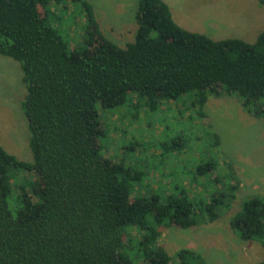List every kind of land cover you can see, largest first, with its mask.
I'll use <instances>...</instances> for the list:
<instances>
[{
  "label": "trees",
  "instance_id": "obj_1",
  "mask_svg": "<svg viewBox=\"0 0 264 264\" xmlns=\"http://www.w3.org/2000/svg\"><path fill=\"white\" fill-rule=\"evenodd\" d=\"M53 4L84 15L83 46L54 25ZM136 20L134 40L119 46L86 0H0V54L22 70L33 154L23 161L0 145V264H207L186 247L173 259L159 238L167 227L216 220L237 197L232 172L213 173L219 164L210 159L188 189L153 188L145 181L157 165L106 155L113 136L101 114L126 109L139 121L141 110L150 118L165 101L182 100L195 111L190 120L203 119L210 96L235 94L264 119V30L253 43L216 40L181 27L164 0H139ZM156 144L165 159L176 148ZM230 225L264 247V197L245 200Z\"/></svg>",
  "mask_w": 264,
  "mask_h": 264
},
{
  "label": "rangeland",
  "instance_id": "obj_2",
  "mask_svg": "<svg viewBox=\"0 0 264 264\" xmlns=\"http://www.w3.org/2000/svg\"><path fill=\"white\" fill-rule=\"evenodd\" d=\"M86 1L92 5L96 21L108 39L119 46L134 40L139 0ZM164 1L181 27L216 40L241 37L244 28L254 22L251 9L258 2ZM51 7L55 16L54 25L66 38L71 39V46L75 47L76 43L77 47L83 46L84 15L74 12L70 5L53 4ZM239 25L243 26V30ZM258 26L257 33L264 30V24L256 23L254 33ZM246 35L245 39L243 36L241 39L250 43L256 41L255 34ZM25 95L19 62L0 54V145L19 159L32 161L30 132L21 106ZM182 102L165 101L150 118L141 110L139 121L133 120L134 117L126 109L116 114L102 112V118L108 122L114 138L108 140L106 155L115 161L124 157L128 164H140V168L157 165L153 170H148L145 184L149 183L153 188L163 185L170 191L176 189L174 183L173 186L170 182H179L180 187L188 189L196 167L210 159L216 160L219 165L213 173L232 172L230 180L234 176L239 183L235 201L229 207L222 208L214 221L199 222L189 228L173 226L162 229L159 243L175 260L178 250L186 247L201 253L207 264H258L264 260V247L256 240H242L232 229L230 220L245 200L254 195L264 197V119L247 111L235 94L210 96L204 106L206 116L203 119L190 120L189 116H195V111H185ZM213 134L218 136L219 145H215ZM131 142L136 143V150L130 148ZM156 142L168 145L173 142L176 148L166 152L169 155L167 159L156 157L161 153ZM125 149L129 151L124 152ZM134 152L143 159L141 163L135 160ZM125 153H128V157H125ZM229 164L233 171L226 170ZM211 173L208 172L207 179L211 178ZM27 175L34 178L33 174ZM9 207L12 210L16 208L12 199L9 200Z\"/></svg>",
  "mask_w": 264,
  "mask_h": 264
},
{
  "label": "crops",
  "instance_id": "obj_3",
  "mask_svg": "<svg viewBox=\"0 0 264 264\" xmlns=\"http://www.w3.org/2000/svg\"><path fill=\"white\" fill-rule=\"evenodd\" d=\"M245 4H247V2ZM251 11H253V12H251ZM251 11L250 12H251L252 16H254L253 24L245 27L244 30H243V26L239 25V28L243 30V35H240V36L241 37L243 36L244 39L246 38L245 36H247L246 34H255L256 36H258V34L260 33V32L257 33L259 26L256 28L255 33L253 32V29L256 26V23L259 25L264 24V0H263V3H261L260 0H258V2L256 1L255 5H254V9H251ZM235 21L238 23L237 17H236ZM241 22H243V21L241 20ZM241 37H239V38H241Z\"/></svg>",
  "mask_w": 264,
  "mask_h": 264
}]
</instances>
